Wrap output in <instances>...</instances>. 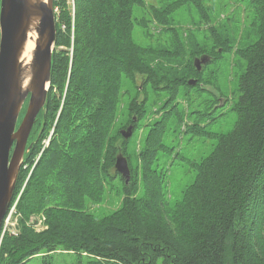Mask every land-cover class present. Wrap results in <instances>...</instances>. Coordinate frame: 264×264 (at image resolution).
Segmentation results:
<instances>
[{"label": "trees", "instance_id": "16d2710c", "mask_svg": "<svg viewBox=\"0 0 264 264\" xmlns=\"http://www.w3.org/2000/svg\"><path fill=\"white\" fill-rule=\"evenodd\" d=\"M144 1L53 0L56 38L46 102L29 135L32 147L11 201L20 193L15 204L20 232L2 237L0 264H28L39 255L40 264H58L52 253L70 254L64 264H264V0H247L255 34L250 43L248 32L240 38L223 27L211 35L210 45L202 44L169 25L183 5H192L207 23V0L151 6L153 20L169 35L168 45L156 47H143L132 37L133 8ZM224 53L237 57L243 69L232 107L234 126L213 134V149L191 163L194 180L171 203L166 174L153 167L158 148H165L161 110H176L180 87L201 85L194 58L207 54L215 61ZM135 75L142 84L168 92L170 103L148 116L147 97L138 101L137 87L119 109L123 79L135 83ZM190 78L198 83L190 86ZM220 99L224 104L220 96L217 107ZM145 120L158 126L135 152L140 162L125 182L114 166L119 153L130 163L129 139L121 130L131 126L133 134ZM185 128L202 130L195 122ZM113 178L122 184V203L97 218L85 207ZM39 212L47 228L35 232L26 222Z\"/></svg>", "mask_w": 264, "mask_h": 264}, {"label": "rangeland", "instance_id": "374dc122", "mask_svg": "<svg viewBox=\"0 0 264 264\" xmlns=\"http://www.w3.org/2000/svg\"><path fill=\"white\" fill-rule=\"evenodd\" d=\"M170 1L173 0H145V6H135L133 8L132 37L135 43L143 47L166 46L169 44V35L162 32L163 27L153 20L151 6L161 7ZM206 5H208L207 23L201 13L192 5H183L177 9L174 14V22L172 21L169 25L179 27V31L183 36L191 35L190 37L194 40L207 45L212 42L211 35L216 30L221 31L223 27H227L233 33V36L240 38L241 35L244 36L248 32L245 42L250 43L255 40V34L249 26L252 13L249 10L247 0H207ZM142 19L147 22L146 27L142 26ZM210 27L213 28V31L209 29ZM187 42L188 40H186V46L188 47L186 51L191 48L190 43ZM242 72L241 61L232 53H224L221 58L215 61L211 60L202 67L198 75V78L202 80L201 85L190 88L180 87L175 111L164 114L161 110V115H163L161 119L164 118L165 122L161 141L165 148H158L153 167L155 166L165 172L171 203L179 199L184 188L194 180L195 171L191 163L200 161L213 149L217 141L213 134L227 133L233 128L236 114L232 107L238 99L237 85ZM135 77V83L123 79L119 109L127 105L129 99L136 93L137 87H140L137 92L138 101L147 97L146 111L148 116L154 109H158L160 104L165 103L167 105L170 103L169 94L164 89H153L150 85L141 83L142 77L140 75H135ZM141 87L145 89L142 90ZM220 96L224 99V104L217 107L218 102L215 99ZM179 115L182 117V122L179 121ZM120 117L121 113L119 119ZM143 122L145 125L142 124L141 128L139 127L133 132L132 136L126 138L129 139L126 145L128 155H125L128 156L130 161V175L133 174V168L137 162H140V159L135 157V152L142 147L144 139L151 128L158 126L148 125L147 120ZM194 122L202 127L200 133L186 130L185 127ZM52 133L53 127L43 140L42 149L48 145ZM38 157L39 155L34 158V162ZM31 167L29 168L27 164L24 166V168H29V171ZM135 181L137 182L136 178ZM108 182L104 185L101 197L97 201H89L85 207V210L87 209L90 214L97 218H103L111 214L122 203L123 187L119 178H113ZM139 194L138 191L137 195ZM20 217L21 215L15 206L11 213V221H9L12 225L7 227L3 236L5 234L14 236L19 234ZM26 225L35 232L44 231L47 228L45 214L39 212L30 215ZM51 255L58 261V264H64L63 259L70 254L52 253ZM41 258V255L34 257L29 260L28 264H40Z\"/></svg>", "mask_w": 264, "mask_h": 264}, {"label": "water", "instance_id": "95a60500", "mask_svg": "<svg viewBox=\"0 0 264 264\" xmlns=\"http://www.w3.org/2000/svg\"><path fill=\"white\" fill-rule=\"evenodd\" d=\"M29 33L35 34L34 48L25 67L21 55ZM55 38L53 0H0V228L19 169L32 147L29 135L46 102ZM210 60L203 54L194 58L193 65L200 71ZM196 82L197 78H190L187 84ZM131 134V126L121 130L123 138ZM114 166L128 182L130 171L123 154L116 156Z\"/></svg>", "mask_w": 264, "mask_h": 264}, {"label": "bare ground", "instance_id": "6f19581e", "mask_svg": "<svg viewBox=\"0 0 264 264\" xmlns=\"http://www.w3.org/2000/svg\"><path fill=\"white\" fill-rule=\"evenodd\" d=\"M34 39H35V34L29 33L27 41H26L24 49H23V52H22V55H21V62L23 63V66H25V67L28 66L30 59H31L32 51L34 48ZM19 195H20V193H19ZM19 195L17 196V198H19ZM37 231H39V230H37ZM1 240H2V238H1ZM1 240H0V243H1Z\"/></svg>", "mask_w": 264, "mask_h": 264}, {"label": "built area", "instance_id": "2783aa9c", "mask_svg": "<svg viewBox=\"0 0 264 264\" xmlns=\"http://www.w3.org/2000/svg\"><path fill=\"white\" fill-rule=\"evenodd\" d=\"M16 201H17V198L14 200L13 204H11V206H9L7 214H6V216H5L4 220H3V223H2V226H1V230H0V240H1L2 236H3V234L6 232L7 227L9 225H12V223L9 222V221H11V213H12V210L15 208Z\"/></svg>", "mask_w": 264, "mask_h": 264}, {"label": "flooded vegetation", "instance_id": "af4514ba", "mask_svg": "<svg viewBox=\"0 0 264 264\" xmlns=\"http://www.w3.org/2000/svg\"><path fill=\"white\" fill-rule=\"evenodd\" d=\"M198 83V82H197ZM8 211V210H7Z\"/></svg>", "mask_w": 264, "mask_h": 264}]
</instances>
